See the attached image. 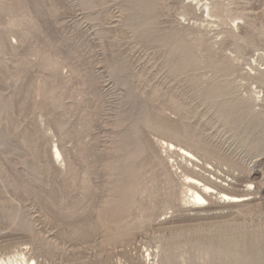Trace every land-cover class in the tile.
Instances as JSON below:
<instances>
[{
	"label": "rangeland",
	"instance_id": "rangeland-1",
	"mask_svg": "<svg viewBox=\"0 0 264 264\" xmlns=\"http://www.w3.org/2000/svg\"><path fill=\"white\" fill-rule=\"evenodd\" d=\"M23 255L264 264V0H0V258Z\"/></svg>",
	"mask_w": 264,
	"mask_h": 264
},
{
	"label": "bare ground",
	"instance_id": "bare-ground-1",
	"mask_svg": "<svg viewBox=\"0 0 264 264\" xmlns=\"http://www.w3.org/2000/svg\"><path fill=\"white\" fill-rule=\"evenodd\" d=\"M209 15H211V14L209 13ZM164 144L167 145V148L169 150H177L178 149L179 154L181 153L183 156H185L184 158L186 161H191V163H193V161H196L197 163H199L197 156L191 150L184 148V147L177 146L172 142H164ZM54 156H55V158L62 157V153L57 146L54 149ZM196 165L197 164L193 163V166H196ZM199 177L200 178H196L193 176H187L186 177V179L188 180V182L190 184V187L188 189L191 192L190 196L193 198V200L196 203L205 204L208 201L206 198L205 192H214V191H216V188H215V186H213L211 181L205 180V179L203 181V175L202 176L200 175ZM197 185H200L203 188L202 189L203 191L198 190ZM219 193H221V192H219ZM221 196L224 197L225 199L231 200V202H239L240 200H242V196L230 195L227 193H221ZM151 256H152V253H148V257H149L148 259L149 260L152 259ZM31 262H33L32 264H35L34 260H27L25 255H23V257L21 259L0 258V264H31Z\"/></svg>",
	"mask_w": 264,
	"mask_h": 264
}]
</instances>
